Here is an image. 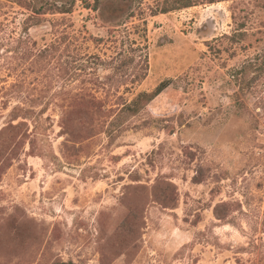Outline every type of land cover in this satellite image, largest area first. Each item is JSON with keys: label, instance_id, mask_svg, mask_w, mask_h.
Listing matches in <instances>:
<instances>
[{"label": "rangeland", "instance_id": "rangeland-1", "mask_svg": "<svg viewBox=\"0 0 264 264\" xmlns=\"http://www.w3.org/2000/svg\"><path fill=\"white\" fill-rule=\"evenodd\" d=\"M180 1L0 0V264H264V0Z\"/></svg>", "mask_w": 264, "mask_h": 264}, {"label": "trees", "instance_id": "trees-1", "mask_svg": "<svg viewBox=\"0 0 264 264\" xmlns=\"http://www.w3.org/2000/svg\"><path fill=\"white\" fill-rule=\"evenodd\" d=\"M192 6H195V4L191 0H181L180 2H178L177 6L164 8L162 11L163 13H168V12H172L175 10L190 8ZM168 86H169V83L164 81L156 88V90L153 93H144V94H141L139 97L143 99L146 98L145 100L150 102L154 100L156 97H158L159 95H161L163 91L168 88Z\"/></svg>", "mask_w": 264, "mask_h": 264}]
</instances>
